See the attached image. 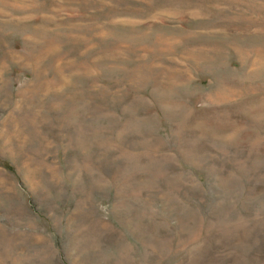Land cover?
I'll return each mask as SVG.
<instances>
[{
  "label": "rangeland",
  "instance_id": "obj_1",
  "mask_svg": "<svg viewBox=\"0 0 264 264\" xmlns=\"http://www.w3.org/2000/svg\"><path fill=\"white\" fill-rule=\"evenodd\" d=\"M0 264H264V0H0Z\"/></svg>",
  "mask_w": 264,
  "mask_h": 264
}]
</instances>
